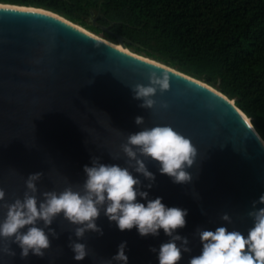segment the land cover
<instances>
[{"label":"water","instance_id":"water-1","mask_svg":"<svg viewBox=\"0 0 264 264\" xmlns=\"http://www.w3.org/2000/svg\"><path fill=\"white\" fill-rule=\"evenodd\" d=\"M161 66L170 71V89L157 93L154 109L140 108L130 86L146 84L147 74ZM232 101L198 79L132 52L121 37L112 43L51 11L0 3V187L9 203L23 197L30 173H44L38 194L62 190L68 182L82 184L83 166L92 156L124 165L119 146L129 133L170 124L197 149L189 169L193 180L175 184L146 161L156 174L150 196L188 210L186 226L177 232L189 237L191 255H198V227L214 229L225 223L220 215L227 212L232 218L227 227L246 233L251 202L264 193V142ZM165 102L169 107L162 109ZM136 116L144 117V125L135 124ZM97 224L103 235L86 233L81 242L92 252L83 261L72 259L67 245L69 236L75 239L73 225L61 215L51 225L59 238L50 237L44 258L22 260L12 244L16 256L0 253V264H104L121 241H127L128 264H158L149 249L168 239L163 230L158 237H141L135 228L120 231L103 215ZM189 258L182 254L180 264Z\"/></svg>","mask_w":264,"mask_h":264},{"label":"clouds","instance_id":"clouds-1","mask_svg":"<svg viewBox=\"0 0 264 264\" xmlns=\"http://www.w3.org/2000/svg\"><path fill=\"white\" fill-rule=\"evenodd\" d=\"M155 68L161 71H150L146 84L130 86L133 99L141 101L140 108L154 109L157 93L170 89V71L163 66ZM160 107L167 109L169 105L165 102ZM134 122L142 126L145 120L136 116ZM119 147L125 158L124 165L104 163L100 156L94 155L90 165L83 166L82 184L68 182L62 190L38 194L37 183L44 173H30L24 181L23 197H16L11 203L0 187V208L4 209L0 219V241L4 242L0 253L14 258L16 252L11 245L16 244L22 260L30 255L44 258L51 246L50 237L58 239L60 235L51 225L62 215L73 225L75 239L69 236L67 245L73 253L72 259L83 261L92 250L81 241L89 232L103 235L102 227L97 224L103 215L120 231L135 228L141 237H158L163 230L168 239L159 248L149 249L156 254L158 264H180L182 254H190L187 264H264V193L251 202L247 216L252 225L246 233L230 230L227 225L232 223V218L224 212L220 220L225 223L214 229H196L194 236L198 237L201 247L198 255H191L189 237L177 232L186 226L188 210L165 205L161 196H150L156 174L146 164V161L154 162L157 171L175 184H191L193 175L189 169L198 154L191 139L170 124H157L129 133ZM110 156L113 160L120 159L119 155ZM193 195L199 198L197 193ZM126 251L127 241H121L117 252L104 264H128Z\"/></svg>","mask_w":264,"mask_h":264},{"label":"trees","instance_id":"trees-1","mask_svg":"<svg viewBox=\"0 0 264 264\" xmlns=\"http://www.w3.org/2000/svg\"><path fill=\"white\" fill-rule=\"evenodd\" d=\"M0 3L51 11L112 43L121 37L132 52L198 79L234 100L264 141V0Z\"/></svg>","mask_w":264,"mask_h":264},{"label":"bare ground","instance_id":"bare-ground-1","mask_svg":"<svg viewBox=\"0 0 264 264\" xmlns=\"http://www.w3.org/2000/svg\"><path fill=\"white\" fill-rule=\"evenodd\" d=\"M99 37V36H98ZM101 38V37H100ZM119 48H123L120 44H116ZM234 103V101H232V104ZM239 113H241V111H239ZM242 115V114H241ZM244 117V116H243ZM245 118V117H244ZM246 119V121L248 122V123H250L249 122V120L247 119V118H245ZM264 142V141H263Z\"/></svg>","mask_w":264,"mask_h":264},{"label":"rangeland","instance_id":"rangeland-1","mask_svg":"<svg viewBox=\"0 0 264 264\" xmlns=\"http://www.w3.org/2000/svg\"><path fill=\"white\" fill-rule=\"evenodd\" d=\"M101 38H104L103 35H99ZM117 43V42H116Z\"/></svg>","mask_w":264,"mask_h":264}]
</instances>
